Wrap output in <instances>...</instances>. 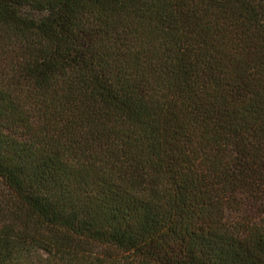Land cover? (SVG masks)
I'll list each match as a JSON object with an SVG mask.
<instances>
[{"label": "trees", "instance_id": "trees-1", "mask_svg": "<svg viewBox=\"0 0 264 264\" xmlns=\"http://www.w3.org/2000/svg\"><path fill=\"white\" fill-rule=\"evenodd\" d=\"M0 264H264V0H0Z\"/></svg>", "mask_w": 264, "mask_h": 264}]
</instances>
